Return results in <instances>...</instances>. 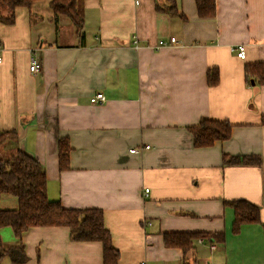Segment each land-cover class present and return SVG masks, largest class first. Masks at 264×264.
I'll return each mask as SVG.
<instances>
[{"label":"crops","instance_id":"crops-1","mask_svg":"<svg viewBox=\"0 0 264 264\" xmlns=\"http://www.w3.org/2000/svg\"><path fill=\"white\" fill-rule=\"evenodd\" d=\"M215 1V17L201 18L195 0H79L82 43L68 19L53 20L51 0L0 21V131L17 133L0 157L33 155L50 200L102 209L118 264H264V86L245 74L264 63V0ZM173 6L183 17L167 12ZM171 37L179 44L157 49ZM239 44L245 60L233 52ZM96 93L106 102L91 104ZM203 119L231 123V138L195 147L189 129ZM62 139L72 148L65 171ZM224 155H256L262 166L225 165ZM226 201L256 205L261 223L234 233ZM0 205L18 203L3 196ZM183 232L225 237L201 238L187 254L166 248L165 233ZM0 240L4 250L23 244L26 264H104L101 242H74L66 227L31 228L22 239L5 227Z\"/></svg>","mask_w":264,"mask_h":264},{"label":"trees","instance_id":"trees-1","mask_svg":"<svg viewBox=\"0 0 264 264\" xmlns=\"http://www.w3.org/2000/svg\"><path fill=\"white\" fill-rule=\"evenodd\" d=\"M37 0H0V21L13 24L17 8L30 9ZM174 2V0H169ZM79 0H51L50 7L54 12L53 20L60 17L68 19L75 27V33L82 43L85 38L84 19L78 9ZM201 18H214L216 15L215 0H195ZM7 15L3 14V11ZM167 12L172 16L183 17L173 6ZM36 17L32 21H37ZM245 74L248 83L252 81L264 86V63L247 65ZM210 86L219 83V71L211 69L207 75ZM264 125V118L262 120ZM194 146L211 147L217 142L231 138L233 125L227 121L203 119L199 125L190 127ZM17 140L15 131H0V149L10 141ZM72 148L67 139L59 142V168L62 171L70 168ZM225 165L244 164L262 166L259 156H228L224 155ZM47 175L44 166L33 155L18 149L8 157H0V202L3 196L16 198V209H3L0 205V229L10 227L14 235L22 239L25 232L37 227H66L70 230V238L74 242H101L103 244L104 264H118L119 251L113 246L112 235L105 227L102 209H66L60 201L50 200L47 192ZM233 207L235 220L233 232L238 233L245 224L261 223V211L256 205L246 201H226ZM223 233H165L163 235L166 248H178L184 254L195 248V242L201 238L224 241ZM9 258L13 264H26L28 258L24 245L4 250L0 240V264Z\"/></svg>","mask_w":264,"mask_h":264},{"label":"built area","instance_id":"built-area-1","mask_svg":"<svg viewBox=\"0 0 264 264\" xmlns=\"http://www.w3.org/2000/svg\"><path fill=\"white\" fill-rule=\"evenodd\" d=\"M135 1H137V0H135ZM137 43H138L137 38L135 37L134 44H136V46H137ZM178 44H179L178 39L176 37H171L169 39V41L160 40L158 43L157 49H160L162 47H167V46H175ZM3 52H4V47L0 43V64L3 62V56H2ZM233 52L236 53V55L239 59L245 60L246 56H247V47L244 44L236 45L235 47H233ZM41 69H42L41 62L36 58L32 59L31 65H30V71L33 73H37V72L41 71ZM90 101H91V104H95V105L103 104L106 102V98H105L103 93H96L93 97H91ZM149 148H150V146H146L144 149H149ZM130 152L136 153L137 149H132ZM145 193L148 194L149 189H146ZM213 248H215V247L213 246ZM140 264H148V263L146 261H142Z\"/></svg>","mask_w":264,"mask_h":264},{"label":"rangeland","instance_id":"rangeland-1","mask_svg":"<svg viewBox=\"0 0 264 264\" xmlns=\"http://www.w3.org/2000/svg\"><path fill=\"white\" fill-rule=\"evenodd\" d=\"M4 263L5 264H13L9 258H7L6 260H4Z\"/></svg>","mask_w":264,"mask_h":264},{"label":"water","instance_id":"water-1","mask_svg":"<svg viewBox=\"0 0 264 264\" xmlns=\"http://www.w3.org/2000/svg\"><path fill=\"white\" fill-rule=\"evenodd\" d=\"M252 84L254 85V84H255V82H254V81H252Z\"/></svg>","mask_w":264,"mask_h":264}]
</instances>
